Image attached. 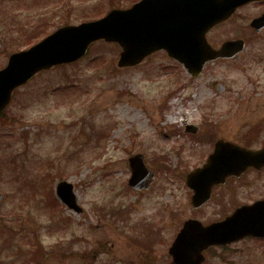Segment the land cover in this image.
<instances>
[{
  "label": "rangeland",
  "instance_id": "obj_1",
  "mask_svg": "<svg viewBox=\"0 0 264 264\" xmlns=\"http://www.w3.org/2000/svg\"><path fill=\"white\" fill-rule=\"evenodd\" d=\"M132 2L0 0V68L6 53L28 47L25 39L40 31L41 18L56 16L42 29L49 33ZM231 23L212 31L210 40L223 41ZM119 52L117 44L97 41L78 62L41 72L14 92L2 115L7 120H0V264H31L32 237L45 248L42 264H171L168 248L185 220L208 224L264 199V169L217 187L198 211L185 185L186 173L212 149L207 137L215 132L241 145L249 135L252 148L264 143V38L250 41L236 62L207 64L198 79L162 53L119 69ZM219 83L225 92L215 90ZM187 86L192 93L183 99ZM173 99L174 114L181 108L190 123L202 125L198 134L213 131L202 138L207 142L183 132V116L168 122ZM136 154L155 173L140 192L127 186L128 158ZM47 173L54 199L59 181L73 184L82 213L61 204L46 208ZM205 264H264V241L210 249Z\"/></svg>",
  "mask_w": 264,
  "mask_h": 264
},
{
  "label": "water",
  "instance_id": "obj_2",
  "mask_svg": "<svg viewBox=\"0 0 264 264\" xmlns=\"http://www.w3.org/2000/svg\"><path fill=\"white\" fill-rule=\"evenodd\" d=\"M217 4L213 8L202 6V16L198 17V2L193 0L188 3L187 9H197V12L192 13V18H187L177 33L169 27L163 31L149 30L153 25L147 21V15L142 14L147 8L146 3L140 4L138 10H114L99 21L63 27L29 49L11 55L7 66L0 70V111L9 102L16 87L26 83L40 70L78 59L85 53L88 44L98 39L118 42L122 46L123 51L117 62L119 67L134 66L150 53L165 49L170 57L196 76L207 61L219 56L229 57L243 48L241 42H227L218 52L208 47L204 38L207 30L233 10L229 0H219ZM129 162L132 171L129 186L136 190L148 188L154 175L143 168V157L134 156ZM263 166L264 147L251 151L218 143L206 166L188 177L187 185L194 191L193 206L199 208L209 200L213 185L224 183L228 176H239L249 167L259 169ZM57 194L70 208L80 211L75 203L72 185L60 183ZM245 236L264 237V200L242 206L230 217L207 227H203L199 221L188 220L168 251L175 264H200L204 259L202 251L206 248L230 244Z\"/></svg>",
  "mask_w": 264,
  "mask_h": 264
},
{
  "label": "flooded vegetation",
  "instance_id": "obj_3",
  "mask_svg": "<svg viewBox=\"0 0 264 264\" xmlns=\"http://www.w3.org/2000/svg\"><path fill=\"white\" fill-rule=\"evenodd\" d=\"M138 1L139 0H136L135 2L137 3ZM157 3H158L157 0H152L150 12H152L154 18L156 17V19H159L163 17L164 13L161 12L159 9L157 11V15H154L155 11L153 10V8L154 6L157 5ZM183 12L185 13V10ZM235 17H240L241 20L243 21L242 24L231 23L233 22V19ZM258 18H263L261 20L260 26H252V22ZM229 23H231V26L227 31L228 34L223 37L233 40H237V39L243 40L245 43V51H246L250 41L252 42L253 40L264 38V0H253L238 6L237 9L233 12V14H231V17L229 19L222 22L221 25L219 24L217 26H214V28L210 29L206 38L208 39L209 44L213 48L217 49L220 46V43H213V41L210 40L209 34H211V32L214 31L215 29H218ZM218 61H222V60H218ZM224 61L232 62L227 60Z\"/></svg>",
  "mask_w": 264,
  "mask_h": 264
},
{
  "label": "bare ground",
  "instance_id": "obj_4",
  "mask_svg": "<svg viewBox=\"0 0 264 264\" xmlns=\"http://www.w3.org/2000/svg\"><path fill=\"white\" fill-rule=\"evenodd\" d=\"M175 102H177V100L173 101L172 103L175 104ZM180 111H181V110H180ZM176 118H177V117H175V118H174V117H168L167 120H168V121H171V122L173 123V122L176 120Z\"/></svg>",
  "mask_w": 264,
  "mask_h": 264
}]
</instances>
